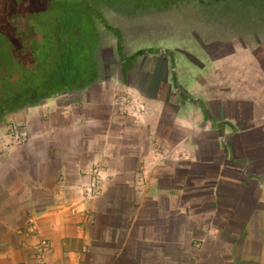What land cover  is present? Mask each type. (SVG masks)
Instances as JSON below:
<instances>
[{
  "label": "crops",
  "instance_id": "0c3cea01",
  "mask_svg": "<svg viewBox=\"0 0 264 264\" xmlns=\"http://www.w3.org/2000/svg\"><path fill=\"white\" fill-rule=\"evenodd\" d=\"M253 38L152 49L138 109L24 108L25 137L0 139V264H40L41 238L46 264H264L263 23Z\"/></svg>",
  "mask_w": 264,
  "mask_h": 264
},
{
  "label": "rangeland",
  "instance_id": "374dc122",
  "mask_svg": "<svg viewBox=\"0 0 264 264\" xmlns=\"http://www.w3.org/2000/svg\"><path fill=\"white\" fill-rule=\"evenodd\" d=\"M3 1L15 5L14 0ZM25 1L27 7L19 10L31 12L33 17L37 16V22L40 24L43 22L41 21L43 16L51 19L55 14H62V8L58 7L63 4L65 8L67 2V0H15V3L22 5ZM46 4L49 7L43 9ZM96 4L105 21L97 15L90 14L93 36L90 26L84 25L85 36L76 39L73 46L76 63L87 66L86 78L83 77L85 79L78 88L73 89L75 91L62 90L50 97L67 96L64 100L80 101L85 106L95 102L100 105L102 115H106L109 107H114V110L141 108L136 96L134 97V87L141 83L142 74L146 69L144 64L146 57L149 61L155 56L156 52H152V49L169 52L176 51L179 47L191 52H203L207 49L206 44L212 43V40L230 41L240 38L253 40L255 24H264V16L257 18L252 13V10L264 9V0H169L164 5L158 2L140 4L128 0H111L99 1ZM4 13V9L0 10V76L9 72L16 64L8 40L13 29L3 18ZM119 36H122L121 42ZM142 49L145 52L127 64L130 61L129 57ZM165 57H169V54L165 53ZM44 60H47V56ZM24 64L28 69L34 66L30 60ZM24 64L17 62L14 67L11 82L17 80L16 91H21L24 86H34L45 78V74L40 72L25 71ZM189 66L187 70L193 71ZM88 90L98 91L99 96H93ZM3 91H0L1 101L10 94L8 90H5V93ZM42 96L29 101L28 105L21 109L0 115V139L7 137L21 141L25 137V124H21L25 123L22 110L49 98Z\"/></svg>",
  "mask_w": 264,
  "mask_h": 264
},
{
  "label": "trees",
  "instance_id": "16d2710c",
  "mask_svg": "<svg viewBox=\"0 0 264 264\" xmlns=\"http://www.w3.org/2000/svg\"><path fill=\"white\" fill-rule=\"evenodd\" d=\"M56 1H53V3ZM99 1L111 0H67L65 8H63V4L58 7L62 8V14H55L51 19L43 16L41 17L43 22L40 24L37 22V16L33 17L31 12H21L19 10L27 7L26 1L22 5H17L14 0L15 5H11L7 4L6 1L0 0V10L4 9L5 12L3 18L13 29V32L8 36V40L16 61V64L10 68L9 72L0 76V91L8 90L10 92L2 101L0 100V115L21 109L28 105L29 101L37 100L41 95H43L42 97H50L62 90H73L81 85L86 78L85 74L88 69L86 70L87 66L76 63L74 41L82 37V35L85 36L84 25L90 26L93 36L90 14L97 15L105 21L101 10L96 4ZM128 1H135L140 4L158 2L161 5L169 2V0L161 2L159 0ZM46 6L49 7L46 4L43 9L47 8ZM7 9L9 11L6 12L5 10ZM118 39L121 42L122 36H119ZM144 51L139 50L133 57L144 53ZM46 56L47 60H44ZM27 60L33 62V68L28 69L25 67L24 63ZM17 62L24 64L25 71L40 72L45 74V78L34 86H24L21 91H16L15 82L17 80L12 83L11 78Z\"/></svg>",
  "mask_w": 264,
  "mask_h": 264
},
{
  "label": "built area",
  "instance_id": "2783aa9c",
  "mask_svg": "<svg viewBox=\"0 0 264 264\" xmlns=\"http://www.w3.org/2000/svg\"><path fill=\"white\" fill-rule=\"evenodd\" d=\"M52 244L49 239L41 238L36 245V257L40 264H46V257L51 251Z\"/></svg>",
  "mask_w": 264,
  "mask_h": 264
}]
</instances>
